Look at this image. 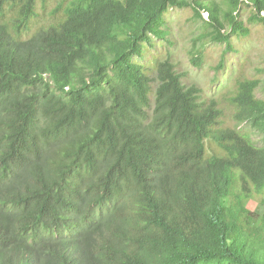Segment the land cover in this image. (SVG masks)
I'll return each mask as SVG.
<instances>
[{
  "label": "trees",
  "instance_id": "obj_1",
  "mask_svg": "<svg viewBox=\"0 0 264 264\" xmlns=\"http://www.w3.org/2000/svg\"><path fill=\"white\" fill-rule=\"evenodd\" d=\"M46 1L0 0V264H264V67L202 100L137 61L169 9L230 47L264 0H60L32 32Z\"/></svg>",
  "mask_w": 264,
  "mask_h": 264
},
{
  "label": "rangeland",
  "instance_id": "obj_2",
  "mask_svg": "<svg viewBox=\"0 0 264 264\" xmlns=\"http://www.w3.org/2000/svg\"><path fill=\"white\" fill-rule=\"evenodd\" d=\"M60 0H47L38 3L37 17L33 21V31L53 19V11ZM169 41L154 39L152 46L146 49L145 57L137 60L149 69L152 76L156 61L169 58L175 65L185 87L196 86L201 90V99L220 98L232 92L235 81L240 77L261 76L258 72L264 67V27L249 25L251 33L246 38L231 37L230 47L225 44L206 41L201 38L205 27L193 17L191 9H169L165 15ZM200 60V66L192 64L194 57ZM258 98L264 97V83L256 91ZM227 119L229 110L225 108ZM243 128L246 126L243 125ZM252 139L261 145L260 135L251 132ZM251 210H260L257 201L248 205ZM262 210V206H261Z\"/></svg>",
  "mask_w": 264,
  "mask_h": 264
}]
</instances>
